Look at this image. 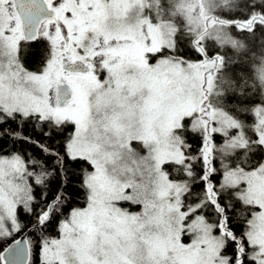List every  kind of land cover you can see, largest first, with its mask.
Masks as SVG:
<instances>
[{
	"label": "rangeland",
	"instance_id": "rangeland-1",
	"mask_svg": "<svg viewBox=\"0 0 264 264\" xmlns=\"http://www.w3.org/2000/svg\"><path fill=\"white\" fill-rule=\"evenodd\" d=\"M173 2L64 0L53 19L58 25L50 32L53 20H49L42 28L52 53L39 74L25 73L19 61L22 25L15 23L9 38L3 34L12 22L8 14L0 22V113L42 112L45 118L76 120L79 127L70 151L95 165L87 181L90 207L85 213L77 211L70 218L72 227L65 228L72 233L65 245L71 264H228L223 255L225 239L215 233L200 206L185 198L186 184L164 168L165 163L184 160L176 133L183 120L206 110L205 93L211 86L219 89L218 98H225L229 84L227 72L211 82L209 77L217 70L207 69L205 61L186 64L161 54L175 48L178 26L169 19ZM198 3L203 21L208 10L228 15L237 11L230 0ZM212 30L214 41L229 38L231 50L247 49L224 23H216ZM77 60L90 71L64 69ZM99 80L108 83L101 86ZM61 84H68L72 93L64 106L55 103ZM74 97L78 106L72 109ZM257 112L252 128L264 146V107H257ZM205 113L202 119L214 118V129L229 138L220 152L230 155L245 148L248 126L224 111H211L210 105ZM232 131L236 137H230ZM19 167L22 171L23 164ZM4 168L9 179L16 174L8 162ZM223 181L241 185L242 196L257 208L249 239L258 246V261L264 264V164L253 170L231 169ZM15 183L4 184L6 207L14 208L27 194L22 180L23 191L13 203Z\"/></svg>",
	"mask_w": 264,
	"mask_h": 264
},
{
	"label": "trees",
	"instance_id": "trees-1",
	"mask_svg": "<svg viewBox=\"0 0 264 264\" xmlns=\"http://www.w3.org/2000/svg\"><path fill=\"white\" fill-rule=\"evenodd\" d=\"M230 2L237 7L235 14L215 11L213 15H208V20L219 19L224 23L234 38L247 45V49L243 47L242 51L238 48L231 50L229 38L220 43L211 38L216 24L206 28L203 23V8L198 0H174L170 5L174 15L169 19L175 20L178 26L175 48L164 49L161 54L186 64H200L205 61L207 69L212 67L213 71L217 70L214 77H209L211 82L220 73L227 72L229 84L226 85L228 95L225 98H218L219 89L211 86L210 92L205 93L206 110L183 120L176 133L182 140L184 160L180 164L165 163L164 168L172 178L186 184L185 198L200 206L199 211L215 226V233L225 239L223 255L228 264H261L258 261V246L249 239L250 222L257 208L242 196L241 185H226L223 177L234 168L253 170L264 164V146L260 144L258 135L252 128L258 118L259 112L256 113V108L264 107V0ZM161 6H164V2ZM192 6L195 8L190 9ZM160 11L163 12L162 7ZM255 18H262V21L255 20L249 30L238 29L232 24L237 21L250 23ZM34 42L42 53L40 61L34 67L26 63L28 53L33 50V42L26 43V48L23 42L20 44L18 58L27 71L38 73L50 60L52 49L47 39L42 36ZM209 105L211 111H224L248 126L245 134L248 143L245 148L232 151L230 155L220 152V148L227 145L225 140L229 141V138L214 129V118L210 120L208 117L206 121L202 119L201 115H206ZM11 127L14 128L15 125L12 124ZM28 131L30 129L26 128L25 132ZM235 132H230V137H236ZM208 146H211L210 150L207 149ZM92 170L93 168H88L89 174ZM89 194L86 184L80 190V196L74 197V202L79 207L84 206L89 202ZM21 218L25 219L23 216ZM222 228L224 231L220 232ZM50 233L52 237L58 236L55 230H50ZM10 243L11 239L8 238L0 240V251Z\"/></svg>",
	"mask_w": 264,
	"mask_h": 264
},
{
	"label": "snow or ice",
	"instance_id": "snow-or-ice-1",
	"mask_svg": "<svg viewBox=\"0 0 264 264\" xmlns=\"http://www.w3.org/2000/svg\"><path fill=\"white\" fill-rule=\"evenodd\" d=\"M63 3L64 0H0V17L6 11L4 5L11 7L8 18L12 22L5 34L13 32L15 23L25 19L39 21L46 12H58ZM58 23L50 22V32ZM32 49L26 60L30 67H34L42 55L35 42ZM98 83L103 86L108 81ZM55 103L68 101L57 93ZM77 106L74 97L70 107ZM78 127L76 120L45 118L42 112L0 113V240L11 239L0 251V264H71L65 245L71 241L72 233L65 228L72 227L70 218L77 211L85 213L90 207L88 203L79 207L74 197H79L80 190L87 184L88 168L95 170L91 160L70 151ZM26 128L30 131L25 132ZM5 162L14 166L16 174L11 179L5 171ZM20 164H23L22 171ZM12 180L16 181L13 203L16 195L23 191L20 181H25L27 186V194L20 197L21 202L15 203L14 208L6 207L4 188L5 182L11 185ZM50 230H55L58 236L52 237Z\"/></svg>",
	"mask_w": 264,
	"mask_h": 264
},
{
	"label": "water",
	"instance_id": "water-1",
	"mask_svg": "<svg viewBox=\"0 0 264 264\" xmlns=\"http://www.w3.org/2000/svg\"><path fill=\"white\" fill-rule=\"evenodd\" d=\"M55 18V13L46 12L39 21L23 20V36L26 42H34L40 37L42 25ZM64 69L71 73H84L89 71V67L82 61H74L70 64L64 65ZM58 93L62 94L66 101L72 98L70 86L68 84H61L58 86ZM66 103H60L59 106H64Z\"/></svg>",
	"mask_w": 264,
	"mask_h": 264
},
{
	"label": "bare ground",
	"instance_id": "bare-ground-1",
	"mask_svg": "<svg viewBox=\"0 0 264 264\" xmlns=\"http://www.w3.org/2000/svg\"><path fill=\"white\" fill-rule=\"evenodd\" d=\"M215 12L214 10L213 11H210L208 10V12L206 13L207 17H206V20L203 21V23L205 24L206 28L208 27H212L214 24L220 22L221 21L219 19H212V20H208V15H213L212 13ZM174 15V14H173ZM257 20V21H262V18H255L252 22L248 23L246 21H237V22H232V24H235L236 25V28L238 29H246V30H249L253 27L254 25V21ZM213 74V72H212ZM207 93V92H206ZM184 153V152H183Z\"/></svg>",
	"mask_w": 264,
	"mask_h": 264
},
{
	"label": "flooded vegetation",
	"instance_id": "flooded-vegetation-1",
	"mask_svg": "<svg viewBox=\"0 0 264 264\" xmlns=\"http://www.w3.org/2000/svg\"><path fill=\"white\" fill-rule=\"evenodd\" d=\"M4 8L6 9V11H5V13H4V16H3V17H0V22H3L4 19L6 18V15L8 14V11H7V5H4ZM10 10H11V7H10ZM48 21H49V20H48ZM48 21H46V22L42 25V28H43V26H44ZM19 24L22 25V37H20V38L17 40V46H18V49H19L20 44H21L22 42H23L25 48H26V43H29V42H26V40H24V36H23V25H24V22L22 21V22H20ZM42 28H41V31H42ZM3 34L6 35V34H5V31H3ZM6 36H7V35H6ZM8 36H9V35H8ZM40 36H42V35L40 34ZM9 38H10V36H9ZM23 70H24L25 73H26V68L23 67Z\"/></svg>",
	"mask_w": 264,
	"mask_h": 264
}]
</instances>
